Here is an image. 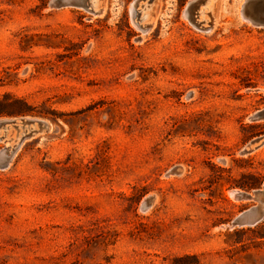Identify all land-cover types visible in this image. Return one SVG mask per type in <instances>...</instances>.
Segmentation results:
<instances>
[{
	"label": "rangeland",
	"instance_id": "rangeland-1",
	"mask_svg": "<svg viewBox=\"0 0 264 264\" xmlns=\"http://www.w3.org/2000/svg\"><path fill=\"white\" fill-rule=\"evenodd\" d=\"M132 1L0 0V118L50 125L0 168V264H264L230 195L264 186V27Z\"/></svg>",
	"mask_w": 264,
	"mask_h": 264
},
{
	"label": "water",
	"instance_id": "water-1",
	"mask_svg": "<svg viewBox=\"0 0 264 264\" xmlns=\"http://www.w3.org/2000/svg\"><path fill=\"white\" fill-rule=\"evenodd\" d=\"M154 0H133L131 7L132 13L138 11V7H143L147 2ZM215 0H188L182 11L186 14L191 22L201 30L208 31L211 24L204 26V22L200 21L201 16L205 15L207 9L211 8ZM99 0H51V6L62 8L66 6L84 9L92 14L98 13L100 8ZM237 9V17L240 21L250 23L257 27H264V0H240ZM146 30V27H144ZM264 119V110L257 112L253 116V120ZM23 127L25 132L22 136L16 139L15 143H10L0 150V168H7L13 160L17 150L20 148L22 142L44 130H49V122L44 119L23 117L16 119H2L0 118V139L8 142V132L12 128ZM236 199L253 200L255 205L247 208L237 215L231 222L232 227L255 226L264 221V186L261 189L255 190L253 193L240 191L235 193ZM153 201V196H149L142 202V209H147Z\"/></svg>",
	"mask_w": 264,
	"mask_h": 264
},
{
	"label": "trees",
	"instance_id": "trees-1",
	"mask_svg": "<svg viewBox=\"0 0 264 264\" xmlns=\"http://www.w3.org/2000/svg\"><path fill=\"white\" fill-rule=\"evenodd\" d=\"M181 3H183L185 0H179ZM8 96V95H7ZM6 96V97H7ZM1 102V101H0ZM15 102H19V99H15ZM4 113H7V114H12L11 112H2V111H0V115L1 114H4ZM238 186L239 187H241V188H250V187H255V186H257L256 184H253L252 186H248V185H246V184H238Z\"/></svg>",
	"mask_w": 264,
	"mask_h": 264
},
{
	"label": "bare ground",
	"instance_id": "bare-ground-1",
	"mask_svg": "<svg viewBox=\"0 0 264 264\" xmlns=\"http://www.w3.org/2000/svg\"><path fill=\"white\" fill-rule=\"evenodd\" d=\"M131 10L133 11V7H131ZM184 16H186V14H184ZM236 192H240L239 190H231L230 191V195L233 197V198H235L236 199V196H235V193Z\"/></svg>",
	"mask_w": 264,
	"mask_h": 264
}]
</instances>
